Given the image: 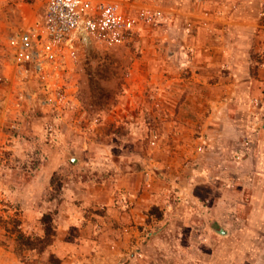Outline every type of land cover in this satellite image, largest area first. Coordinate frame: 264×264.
<instances>
[{"label": "rangeland", "instance_id": "1", "mask_svg": "<svg viewBox=\"0 0 264 264\" xmlns=\"http://www.w3.org/2000/svg\"><path fill=\"white\" fill-rule=\"evenodd\" d=\"M147 3L162 18L129 44L65 48L62 110L12 86L24 104L0 110V264L263 262L235 235L250 210L239 187L264 167V0ZM22 24L16 0H0V49ZM4 73L0 56V89ZM218 103L240 137L214 156ZM215 162L220 178L201 176ZM44 215L56 234L41 251Z\"/></svg>", "mask_w": 264, "mask_h": 264}, {"label": "built area", "instance_id": "2", "mask_svg": "<svg viewBox=\"0 0 264 264\" xmlns=\"http://www.w3.org/2000/svg\"><path fill=\"white\" fill-rule=\"evenodd\" d=\"M136 2L123 9L121 0H16L23 24L0 49L8 85L0 89V110L16 115L24 104L14 85L32 87L29 98L43 109L62 110L68 98L67 46L129 44L162 18L147 0Z\"/></svg>", "mask_w": 264, "mask_h": 264}, {"label": "crops", "instance_id": "3", "mask_svg": "<svg viewBox=\"0 0 264 264\" xmlns=\"http://www.w3.org/2000/svg\"><path fill=\"white\" fill-rule=\"evenodd\" d=\"M133 4V3H130ZM129 2L127 6L123 9L128 8ZM124 7V5H123ZM223 103H218L215 106V110H213V114L210 116V121L208 122V136L207 138H204L206 143L208 144V154L213 153L214 156L222 154V146L221 144L226 142L227 140H237L239 139V134L240 130L236 128L234 125V120L230 119L225 115V113H220L224 111L223 108ZM255 159V154L253 155ZM242 158V157H241ZM240 158V164L242 162L246 163L249 160H244L243 158ZM202 173L201 176L205 177L207 176L208 178L213 177V178H220L219 174L221 173V165L217 162L214 163L213 166L211 165H204L201 169ZM222 174V173H221ZM179 195L183 193L182 190H179L177 192ZM239 193L243 195V203L247 208L250 210L248 211L245 223H247L245 231H239L235 235V238L239 237L242 239L244 235H246V239L250 240L246 246H244V249L246 250V255H255L253 258L258 257L256 255L263 254L264 256V247H259V246H252L260 244L256 242L257 240H262L264 241V167L261 169H258L256 167L255 170V175L251 179L249 185L242 187H239ZM251 197L250 199L247 198ZM192 196H195L198 198V200H201L194 191H192ZM246 197V201H245ZM215 205H216V218L220 221V218L222 217V212L219 211L220 206L222 205L221 203L223 202L222 196L215 197ZM184 203V201H182ZM186 202V201H185ZM186 204V203H184ZM241 207V205H239ZM204 208V207H202ZM229 208H227L228 211ZM210 210L209 208H204L203 213L205 215L209 216L210 215ZM234 208H232V211ZM228 215V214H227ZM244 234V235H243ZM243 235V236H242ZM250 237V238H249ZM256 243V244H255ZM263 248V250H261ZM263 262L260 264H264V258L262 260ZM246 264H250L249 262H246ZM255 264V263H251Z\"/></svg>", "mask_w": 264, "mask_h": 264}, {"label": "trees", "instance_id": "4", "mask_svg": "<svg viewBox=\"0 0 264 264\" xmlns=\"http://www.w3.org/2000/svg\"><path fill=\"white\" fill-rule=\"evenodd\" d=\"M42 223L44 225V236L37 241L40 243V250L41 251L44 250L49 245H51L53 238L55 237V234H56L55 233V227L53 225V219H52L51 215H44L43 219H42ZM25 242L30 249H38V248H36L37 242L31 241L30 239H27ZM53 260L54 259L51 258L49 260V263L51 264L53 262ZM55 260H57V259H55Z\"/></svg>", "mask_w": 264, "mask_h": 264}]
</instances>
